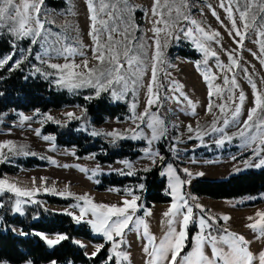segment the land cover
<instances>
[{
  "label": "rangeland",
  "instance_id": "obj_1",
  "mask_svg": "<svg viewBox=\"0 0 264 264\" xmlns=\"http://www.w3.org/2000/svg\"><path fill=\"white\" fill-rule=\"evenodd\" d=\"M102 2L108 6L103 8V10H101ZM174 2L176 5H179L180 0H174ZM92 3L96 8V28L100 42L102 44L106 42L108 32L113 28L116 29L111 32L114 40H122L123 37L120 33L127 28L128 39L125 42L132 50L130 54L137 55L140 63L133 65L136 76L132 77V79L136 80V84L134 87L130 84L125 99L114 100L109 96L113 102L127 104L131 111L130 117L125 120L109 118L102 125L92 126L90 131L99 133L96 136L105 142H141L142 144L138 146V150L141 151V156L136 159H120L113 164H101L96 159V154L94 153L79 157L76 155L75 148L59 146L55 143L54 139H44V136L53 137V135L42 133V128L46 124L76 122L79 119H69L66 113L73 112L76 116L82 117L85 111L83 107L73 106L50 110L48 112H15L11 110L0 115V143L11 140L15 142L17 149L21 145H24L26 146V151L35 153V155H13L8 153V149H4L3 151L7 154L8 160L6 163H0V178H7L10 183H16L22 189L31 190L34 187H39L40 191L33 197H16L14 193L5 191L0 195L9 201L0 204H9V206H12L13 211H15V200L22 199L28 201L22 205L23 212L28 206L38 205L53 211L71 212L73 213L72 216H79L80 208L87 207V205H85L84 201L77 200L76 197L87 195L93 203L120 205L124 198H131L126 197V190H132L136 195H140L141 200L137 203L141 207L134 215L133 222L129 224L128 229H125L123 239L125 240L126 248L121 245L119 250L127 253L129 258L128 260L121 258L120 263L146 264L150 257L143 249L145 246H148V240L143 234V225H140L139 230L135 228L136 220L140 218L148 225L149 235L155 236L156 240L154 243L156 246H159V243L165 238L172 227H175L177 231L182 230L180 216L175 218V224H170L171 217L164 215L165 212L169 211L173 203L172 197L168 195L171 201L167 203H155L147 207L146 199L143 197V190L139 189L140 183L126 187L113 186L106 190H100L98 187L102 183V178L105 175L129 176L121 174V171H128L126 161L131 163L132 170L135 173L134 175L139 172H145V168L151 170L157 164L162 167L161 172L166 173L167 165L171 164L175 169L178 166L181 170L180 173L186 175V178L181 177V174L177 170L181 179L186 181L182 186V191L189 200V203L193 207L196 204H200L206 210V218L207 216H211L217 219V225L210 230L206 229V231H211L213 234L220 236L223 233L218 231V229L227 227L229 231L243 235L250 242V251L258 257L259 253L264 251V237H260L259 231L254 232L247 225L254 222L250 221L248 217H255L257 211H264V192L237 198L213 199L195 194L193 188L195 182L198 180H227L234 175L264 168V166L258 168L250 167L245 163L247 161L250 164H255L259 162L261 157H264V151L260 152L259 155H256L254 152L255 149L264 147V145H261L259 137L255 143L249 140L250 136L256 134V129H253L252 132H246V135L243 137L238 135L243 127V122L247 120L250 109L254 107V90L249 83V75L256 83L257 89L264 93V65L251 54L255 52L257 56L261 55L259 42L264 40V37H261L259 32L264 31V11H261L259 6L264 5V0H255L254 5L253 0H224L226 7L231 6L233 15L237 21V26L241 28V31H243V22L240 20L239 12L244 10L246 4L252 5L249 7L248 17L250 27L243 39L242 48L235 42L240 39V37L235 36V31L233 30V35H229L231 21L225 9L220 7L221 0H188L190 7L186 9L182 8L185 14L190 15L191 18L195 19L209 33L218 31L220 36L216 40L208 42L201 37L200 33L195 31V26L191 25L188 21H181L179 27H192L194 29V35L201 42L205 43L206 46H209L211 50L218 53L219 60L225 65V68L221 70L217 66L216 58L210 54L205 64L204 53L196 48L192 39L185 37L182 33H176L175 29L173 30L174 33L180 35V39L168 38V46L162 47L165 54V61L163 64L157 66L158 82L163 85L164 95L161 98L159 92V107L153 105L148 109L150 113H157L159 118L165 121L167 132L160 139L153 141L151 145L143 137L131 139L132 132L128 130L133 129L139 132L142 129L144 135L149 137L151 135V129L146 127L149 118L145 117L144 121H137L135 120V115L145 111L146 103L149 99L148 85L151 81L152 56L154 54V34L152 29L154 27H163L162 24L155 25L153 23L155 19L159 18L154 17L152 14L154 0H128V5L133 8L132 11L128 10V5H125L123 0H92ZM163 3L164 0H161L162 5ZM237 5H239V8ZM113 6H115V9H113ZM172 6L173 0H169V7ZM213 9L219 16V21L212 15ZM163 11L165 13L164 19L167 20L169 18L167 16L168 8H163ZM109 12H111V16L108 15ZM41 16L46 17L48 21H52L53 23H46V32L41 34L35 44L31 43V37L15 41V47L11 52L14 53L13 61L22 60L20 69H25L31 75L48 81L59 91H67L74 95L83 94L85 97L95 98L96 89L90 86H84L70 91L63 84L58 83L59 74L56 70L50 69L47 66L48 63L64 64L72 61L76 64H81L85 58L89 60V67L97 65V61L93 59L94 53L92 49L95 46L94 41L89 34L92 30L91 25L93 21L91 20L92 12L89 9L88 0H44L41 6ZM253 16H255L254 22L252 21ZM172 17H176L175 11L172 12ZM100 21H107L108 27L105 28ZM221 21L223 24H221ZM0 31L3 32L0 36L7 37L12 43L14 38L8 32L7 28ZM160 38L163 46L164 34H161ZM66 47L76 49V52L68 54L64 52ZM170 48H173V51L169 54ZM178 48H194L200 53L201 58L198 60L184 58L178 54ZM234 49L236 51L233 52ZM29 50L30 54H28ZM80 52H83L84 55L81 56L79 54ZM229 52H232L233 57L238 60L239 68L232 66L228 58ZM25 56L27 57L26 59L24 58ZM37 56L40 57L39 60L36 59ZM65 56H68V60H65ZM6 65L12 67V62L10 61ZM197 65H199V68ZM229 66L232 67V72L227 71V67ZM37 67L41 68L42 72L52 74L45 76L41 73H35V68ZM104 67H107V64ZM244 68H247V73L242 71ZM205 69L210 70L211 74L217 76V79L211 81L213 95L211 97L212 110L210 113L207 111L210 99L209 88L201 74ZM225 75L229 78L235 75L239 86L237 87L231 83L224 85L223 78ZM173 81L183 85L182 91L196 105V115L191 114L193 109L183 97H180L181 102L179 103L173 98L179 97L180 95L179 92L170 90L173 87ZM217 86L222 88V92L219 94L215 93ZM114 87L118 91L122 90V85H115ZM153 88L154 91L157 90V86H153ZM159 89L160 87L158 91ZM241 91H243L246 97L242 106L238 100ZM103 93L105 92L101 94ZM229 95L235 99V103L228 99ZM133 103L136 104L135 111L131 107ZM220 104H226L223 113L217 107ZM238 106L241 107V112L239 116L233 119V111ZM21 114L31 119L24 121ZM49 115L54 119L48 120L46 117ZM224 119L229 120L227 126L223 124ZM258 119H264V109L258 110L254 120ZM54 121H60V123ZM214 121L216 128H223L222 132L213 130ZM137 124H140L139 129L137 128ZM188 125L192 126L194 129L193 132L190 133L188 131ZM35 130H39L41 134L38 136ZM196 130L200 132L199 137L196 135ZM109 132L122 133L129 138L120 139L105 135V133ZM165 137L169 141L167 144L169 152L168 158L161 155L159 151V143ZM189 137L192 138L189 139ZM225 137H231V139H226ZM221 140H223V143H220ZM149 149L153 153L158 151L163 157V160L161 161L158 156H152ZM207 153L212 154L207 155ZM28 158H37L46 162L47 165L44 167L26 168L22 165V161ZM153 159H155L156 163L152 162ZM52 161H55V163ZM185 168L189 170L191 175L183 172ZM16 169H18L17 172H15ZM81 169H85L86 171H82ZM162 177L166 180V192H168V177L166 175ZM33 178H36L35 185L32 183ZM41 178H46V184L41 183ZM45 188L50 190L55 189V192L45 191ZM68 192H71L73 195L68 196ZM60 193H65V195H60ZM46 197L71 201V203L66 205L50 204ZM33 200L36 202L33 203ZM74 204L78 206L75 208L72 207ZM145 210L150 212L151 215H145ZM200 215V209L194 207L193 222L189 224L188 239L185 241L186 246L181 252V257L194 248V237L200 231L198 225V217ZM225 215L230 217L226 224L223 220L219 219ZM89 219H94L90 212L85 214L82 222ZM257 219L259 218L257 217ZM88 225L91 229V235L98 239L89 240L81 236H76L75 241L90 256L96 251L97 245L102 244L104 246L106 243H109L108 251L110 253V242L102 235L96 233L90 224ZM16 229L19 231V228L16 227ZM37 233H42L49 238L61 235L40 231ZM218 247L228 251L227 246L222 243H219ZM149 248L151 250L150 246ZM205 252L211 256V247L209 245H206ZM52 262L45 264H52ZM20 264H28V262ZM161 264H166V262H161ZM177 264H183L180 257L177 258Z\"/></svg>",
  "mask_w": 264,
  "mask_h": 264
},
{
  "label": "snow or ice",
  "instance_id": "obj_2",
  "mask_svg": "<svg viewBox=\"0 0 264 264\" xmlns=\"http://www.w3.org/2000/svg\"><path fill=\"white\" fill-rule=\"evenodd\" d=\"M44 0H0V30L7 28L8 32L14 38L12 40L13 48L15 47V41L23 40L25 38L31 37V43L35 44L37 39L41 36L42 33L46 32L45 25L46 23H53L52 21H48L46 17L41 16V6L43 5ZM125 5H128V0H123ZM255 0H253V5ZM89 9L92 12L91 20L93 21L91 25V32L89 33L92 36L94 41V47L92 49L94 55L93 59L97 61V65L93 67H89V60L87 58L83 59L81 64H76L74 61L66 62L64 64L59 63H48V68L56 70L59 74L58 83L63 84L70 91L78 89L84 86H90L96 89V97L98 98L102 92H109L110 96L114 100H124L126 93L129 91L130 84L134 87L136 84V80L132 79V77L136 76V71L133 70L134 64H139L140 59L137 55L130 54L131 49L128 47L127 41V28L120 35L123 37L122 40L116 41L114 40L111 32L116 29L113 28L108 32L106 42L101 43L99 35L97 34L96 28V8L93 6L92 0H88ZM252 5L245 6L244 10L239 12L240 20L243 22L241 28L237 26L236 18L233 15V10L231 6H225L224 0H221L220 7L224 8L228 14V17L231 21V29H229V35H233V30L235 31V36L240 37L239 40L235 41L238 46L243 47V39L245 34L247 33L248 28L250 27L249 23V7ZM108 7L107 5L101 3V10L103 8ZM190 5L188 4V0H180L179 5H176L173 0V6L169 7V0H164L163 5L161 4V0H154V6L152 8V14L154 17H159L155 19L153 23L155 25L162 24L163 27H154L152 29L154 34V54L152 56V67H151V81L148 85V93L149 99L147 100L145 111L141 114L135 115V120L144 121L145 117H148L149 120L146 124L148 129H151V135L146 136L141 129L139 132L129 129V132H132L131 139H137L139 137H143L148 141V144L151 145L153 141L160 139L167 132V127L165 126V121L159 118L157 113H150L148 109H150L153 105L159 107V87H163L162 83L158 82L157 72L158 65L163 64L165 61V54L162 50V47L168 46V38L171 37L173 39H180V35L176 33H182L185 37L191 38L196 48L204 53L205 60L204 63H207V59L209 54L212 57L216 58L217 66L223 70L225 65L220 62L219 55L216 51L211 50L209 46H206L205 43L201 42L194 35V29L192 27H179L181 21H188L191 25L195 26V31L201 34V37L204 40L211 42L216 40L217 37L220 36L218 31H212L209 33L202 27L195 19L191 18L190 15L185 14L182 8H188ZM239 8V5H237ZM261 11H264V5L259 6ZM163 8H168L167 16L169 17L167 20L164 19V11ZM115 9V6H113ZM128 10L132 11V6L128 5ZM175 11L176 17H172V12ZM111 16V12L108 13ZM212 15L216 17L219 21V16L216 11L212 10ZM252 21H255V16H253ZM101 24L108 27L107 21H100ZM221 24L223 22L221 21ZM176 30L174 33L173 30ZM3 32L0 31V35ZM161 34H164V44H161ZM259 35L264 37V31H260ZM218 42V41H216ZM260 56H257V53L252 52L251 54L260 60V63L264 65V40L260 42ZM236 51L235 49L233 52ZM64 52L68 54H73L76 52V49L71 47H66ZM30 54V50L28 51ZM81 56L84 55L83 52L79 53ZM14 53H9L8 55L0 58V68L4 65L12 62V67L10 70H14L15 68H19L22 60L13 61ZM27 58L26 56L24 57ZM228 58L232 63V66L239 68V62L236 58L233 57L232 52L228 53ZM37 60L40 59L39 56L36 57ZM65 60H68V56H65ZM126 62V63H125ZM46 63V62H45ZM107 64V67H104ZM199 68V65H197ZM142 71V70H141ZM228 72H232V67H227ZM244 73H247V68L242 69ZM35 73H41L42 75L48 76L52 73L42 72L41 68H35ZM204 80L208 84L209 88V104L207 106V111L210 113L212 110V101L211 97L213 95V86L211 81L217 79L215 74H211L210 70L205 69L201 72ZM167 75V74H166ZM249 83L251 84L254 90V107H252L247 116V120L243 122V127L239 131L238 135L241 137L246 135V132H252L253 129H256V134L249 137L250 142L255 143L257 138L259 137L261 145H264V119L254 120V117L257 116V112L260 109H264V93L260 92L257 89L256 83L252 80L251 76H248ZM173 87L170 89L173 92H179V97H173L179 103L180 97H183L184 100L187 101L188 105L193 109L192 115H196L195 103L190 100L187 95L182 91L183 85L178 84L173 81ZM231 83L232 85L239 86L237 84V80L235 75L229 78L227 75L223 78V84L227 85ZM115 85H122V90L118 91ZM153 86H157V90L154 91ZM222 92V88L217 86L215 88V93L219 94ZM231 93V90L229 89ZM93 97H85V99L91 100ZM223 99V97H221ZM233 103H235V99L231 95L228 97ZM246 97L241 91L238 96L239 104L242 106ZM132 110L135 111L136 104H132ZM221 113L224 112L226 104H220L217 106ZM86 111V109H85ZM241 112V107L238 106L233 111V119L239 116ZM24 121L31 119L28 116H23ZM66 116L69 119H81V117L76 116L73 112L66 113ZM48 120H53L54 118L50 115L46 117ZM56 123H60V121H54ZM229 123L228 119H224L223 124L227 126ZM137 128H140V124H137ZM213 130L214 131H223V128H216L215 121L213 122ZM36 134L39 136L41 133L39 130H35ZM188 131L191 133L194 131L191 125H188ZM97 132H92V135H98ZM107 136L118 137L120 139L129 138L124 136L122 133L118 132H109L105 133ZM197 137L200 136L199 130H196ZM192 137H189L191 139ZM226 139H231V137H225ZM45 140H53L54 137L44 136ZM223 143V140L220 141ZM26 146L21 145L19 149L15 145V142L9 140L4 143H0V163H6L8 160V156L4 153V149H8V153L13 155L23 154L27 155H35V153H30L25 150ZM264 151V147L259 149H255L254 152L256 155H259L260 152ZM149 152L152 156H158L160 160H163V157L160 155L158 151ZM55 163V161H52ZM156 163L155 159L152 161ZM128 165V171H121L122 175H134V171L132 170V165L129 162H125ZM250 167H262L264 166V157L259 159L258 163L250 164L249 162H245ZM82 171H86L85 169H81ZM149 168H145L144 171H149ZM184 173L191 175L188 169H183ZM161 175H166L168 177V189L166 195H170L173 199V203L169 211L165 212L164 215L167 217H171L170 224L176 223V217L180 216L182 224V230L177 231L175 227H172L165 238L159 243V246L155 245V236L149 235L148 225L140 218H137L135 223V228L139 230L140 225H143L144 236L147 237L148 246H145L143 251L148 254L150 257L146 264H161V262H166V264H177V258L180 257L183 261V264H264V251L260 252L258 257L250 251L249 241L243 235H240L236 232L229 231L227 227L220 228L218 231L223 234L217 236L213 234L211 231H206V229L210 230L214 226L217 225L218 221L215 217L207 216L206 218V210L200 205L196 204L194 207L196 209H200L201 215L198 217V225L200 231L194 237L195 245L192 251L186 253L181 257V252L185 248V241L188 239V227L190 222H193L194 217V207L189 203V200L186 198V195L182 191V186L186 183L185 180L181 179L180 175L171 164L167 165V172H161ZM202 175V173H201ZM32 183L36 184V178L32 179ZM41 183L46 184V178H41ZM145 185L140 184L139 189L144 190ZM14 193L16 197H33L40 191L39 187H34L31 190L22 189L17 186L16 183H10L7 178H0V194L3 192ZM45 191L55 192V189H47ZM60 195H65V193H60ZM68 196H72L71 192L67 193ZM126 197L121 202L120 205H108V204H97L93 203V201L87 196H79L76 197L77 200L84 201L87 207L80 208V215L74 216L73 218L77 223H80L85 214L91 213V216L94 219H89L85 221L90 224L92 229L102 235L108 242H110V255L105 259V264H109V261L115 257L116 264H120L121 258L124 260H128V254L120 251L121 245L125 243L124 235L125 229H128L129 224L133 222V217L136 212L139 210L141 205L137 202L141 200L140 195H136L132 190H126ZM28 201L22 199L15 200V212L23 214L22 205L27 203ZM35 203L36 201H32ZM78 205H72V207H77ZM0 207H3V204H0ZM67 215L72 216L73 213L68 212ZM145 215H151L150 212L145 210ZM257 217L259 219H257ZM219 219L223 220L225 224L229 221V216H222ZM250 221H254L247 225L248 228L252 229L254 232L259 231V236L264 237V211H257L255 217H248ZM21 235H27V233L21 232ZM37 236H40L41 239L45 241V243L54 247L60 244L62 241L69 239L67 235H56L54 238H49L48 236L42 233H36ZM222 243L227 246L228 251H225L223 248L218 247V244ZM206 245L211 247V256L207 255L205 252ZM151 247V250L149 248ZM104 246L97 245L96 251L92 253V256H95L99 253V251ZM170 254V255H169ZM0 264H9L7 260H0ZM31 264V261L28 262ZM55 264V262H52Z\"/></svg>",
  "mask_w": 264,
  "mask_h": 264
},
{
  "label": "trees",
  "instance_id": "obj_3",
  "mask_svg": "<svg viewBox=\"0 0 264 264\" xmlns=\"http://www.w3.org/2000/svg\"><path fill=\"white\" fill-rule=\"evenodd\" d=\"M56 6V5H55ZM13 51V46L7 37L0 36V58ZM173 48H170L169 54ZM178 54L190 60L201 58L200 53L194 48H178ZM6 65L0 69V115L9 111L15 112H48L50 110L66 107H83L81 119L73 123L46 124L42 133L53 135L55 143L66 148H75L76 155L84 157L96 154V159L101 164H113L120 159H136L141 156L138 150L141 142L118 141L105 142L96 135H92L90 128L102 125L109 118L125 120L130 117L131 111L127 104L113 102L109 92L101 94L98 98L85 99L83 94H71L59 91L51 83L38 76L31 75L25 69L15 68L10 70ZM160 97L164 95V88L159 89ZM169 141L166 137L159 143L161 155L168 158ZM212 153H207L211 155ZM172 160V159H171ZM175 164V163H174ZM22 165L26 168L44 167L46 162L37 158L23 159ZM176 165V164H175ZM178 172L181 170L176 166ZM162 167L157 164L149 171L139 172L134 176L105 175L98 187L106 190L109 187H126L132 184H144L143 197L146 206L155 203H167L171 198L166 195V180L161 175ZM16 169L15 172H17ZM181 174V173H180ZM181 177L186 178V175ZM193 191L199 196L213 199L237 198L247 195H257L264 192V168L250 170L239 175H234L227 180H198ZM50 204L66 205L71 201H63L54 197H46ZM9 201L0 195V203ZM67 213L53 211L38 205L28 206L23 214L13 211L12 206L4 205L0 208V260L20 264L31 261L32 264H45L49 262L72 264H105V259L110 255L108 244L95 256H90L84 248L75 241L76 236L89 240H97L91 235V229L85 222L77 223ZM19 228V231L16 229ZM58 233L67 235L69 239L50 247L36 233ZM24 232L27 235H21ZM126 248V244H123ZM109 264H116L113 257ZM127 264V263H120Z\"/></svg>",
  "mask_w": 264,
  "mask_h": 264
}]
</instances>
